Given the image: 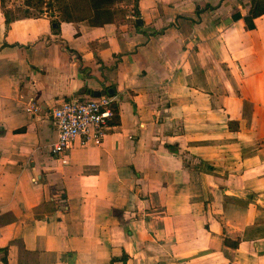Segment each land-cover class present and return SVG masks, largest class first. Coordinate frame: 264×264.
Returning a JSON list of instances; mask_svg holds the SVG:
<instances>
[{"label": "crops", "instance_id": "1", "mask_svg": "<svg viewBox=\"0 0 264 264\" xmlns=\"http://www.w3.org/2000/svg\"><path fill=\"white\" fill-rule=\"evenodd\" d=\"M253 1L7 23L0 0V264H264ZM95 92L113 98V125L101 145L78 137L63 163L52 111Z\"/></svg>", "mask_w": 264, "mask_h": 264}, {"label": "built area", "instance_id": "2", "mask_svg": "<svg viewBox=\"0 0 264 264\" xmlns=\"http://www.w3.org/2000/svg\"><path fill=\"white\" fill-rule=\"evenodd\" d=\"M26 110L33 113L38 111V107L30 102L26 105ZM52 117L57 128L52 152L63 163H67V151L78 137L83 138V145L103 143L115 117L113 98L107 93L99 97H74L54 108Z\"/></svg>", "mask_w": 264, "mask_h": 264}, {"label": "rangeland", "instance_id": "3", "mask_svg": "<svg viewBox=\"0 0 264 264\" xmlns=\"http://www.w3.org/2000/svg\"><path fill=\"white\" fill-rule=\"evenodd\" d=\"M95 1L96 0H7L6 5L19 17H37L53 14L56 20H77L81 18H90V14L95 12ZM27 2H31V5L28 6ZM134 6L135 0H117L111 8L113 10L116 9L117 12H128L134 9Z\"/></svg>", "mask_w": 264, "mask_h": 264}, {"label": "trees", "instance_id": "4", "mask_svg": "<svg viewBox=\"0 0 264 264\" xmlns=\"http://www.w3.org/2000/svg\"><path fill=\"white\" fill-rule=\"evenodd\" d=\"M7 0H1L2 8L6 16V21L7 23H10L11 21L18 19L19 16H16L12 10H10L7 5H6ZM117 0H96L94 2V10L96 12H112L111 7ZM27 5L30 6L31 2H27ZM264 14V0H254L252 4V8L249 12V15L245 17V20L247 22V26L252 28L254 26L253 20L261 15ZM28 17V16H26ZM54 22H58V20H54ZM114 109V106H113ZM115 111V116H116V110ZM169 149L173 152L179 153V146L177 145H168Z\"/></svg>", "mask_w": 264, "mask_h": 264}, {"label": "water", "instance_id": "5", "mask_svg": "<svg viewBox=\"0 0 264 264\" xmlns=\"http://www.w3.org/2000/svg\"><path fill=\"white\" fill-rule=\"evenodd\" d=\"M107 93H109L110 95L113 94L112 91H108ZM101 94H103V93H101V92H95V96H100ZM104 94H105V93H104Z\"/></svg>", "mask_w": 264, "mask_h": 264}]
</instances>
